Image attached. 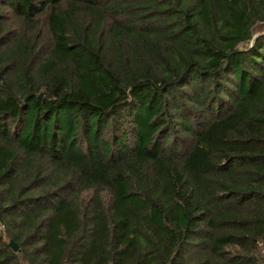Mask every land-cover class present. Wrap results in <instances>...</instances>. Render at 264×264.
<instances>
[{
  "label": "trees",
  "instance_id": "1",
  "mask_svg": "<svg viewBox=\"0 0 264 264\" xmlns=\"http://www.w3.org/2000/svg\"><path fill=\"white\" fill-rule=\"evenodd\" d=\"M263 20L0 0V264H264Z\"/></svg>",
  "mask_w": 264,
  "mask_h": 264
},
{
  "label": "water",
  "instance_id": "2",
  "mask_svg": "<svg viewBox=\"0 0 264 264\" xmlns=\"http://www.w3.org/2000/svg\"><path fill=\"white\" fill-rule=\"evenodd\" d=\"M251 33H252V42L259 37L260 35L264 34V20L256 22L252 27H251ZM10 246L14 250H18V245L13 242L12 240L9 242Z\"/></svg>",
  "mask_w": 264,
  "mask_h": 264
},
{
  "label": "rangeland",
  "instance_id": "3",
  "mask_svg": "<svg viewBox=\"0 0 264 264\" xmlns=\"http://www.w3.org/2000/svg\"><path fill=\"white\" fill-rule=\"evenodd\" d=\"M10 14V13H9ZM11 15V14H10ZM13 15V14H12ZM42 26V30H41V32H40V34H39V42L40 43H43V42H45V45H47V30H46V27L45 26H43V25H41ZM38 36V35H37Z\"/></svg>",
  "mask_w": 264,
  "mask_h": 264
}]
</instances>
